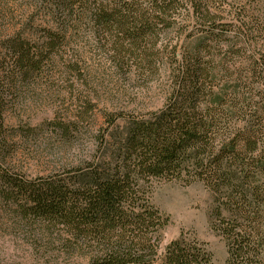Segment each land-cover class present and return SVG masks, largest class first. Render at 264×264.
<instances>
[{"label":"trees","instance_id":"trees-1","mask_svg":"<svg viewBox=\"0 0 264 264\" xmlns=\"http://www.w3.org/2000/svg\"><path fill=\"white\" fill-rule=\"evenodd\" d=\"M34 7L49 19L39 33L26 30L34 17L19 29L0 17V202L85 264H214L196 238L180 235L161 250L168 219L151 201L154 180L201 182L225 264H264V16L242 8L222 24V0H34ZM184 18L195 19L190 31ZM174 26L176 41L169 35L159 46L156 28ZM86 31L119 69L167 68V95L153 112L104 114L106 131L89 160L28 179L12 159L18 141L39 137L37 128L8 121L49 80L65 35L71 44ZM76 61L80 55L75 70ZM88 105L78 121L56 116L39 128L67 145Z\"/></svg>","mask_w":264,"mask_h":264},{"label":"rangeland","instance_id":"rangeland-1","mask_svg":"<svg viewBox=\"0 0 264 264\" xmlns=\"http://www.w3.org/2000/svg\"><path fill=\"white\" fill-rule=\"evenodd\" d=\"M222 4L224 11L218 15L222 24L233 23L234 12L242 8L255 18L258 14L264 16V0H222ZM4 14L9 18L4 20L5 26L11 29L21 28L34 17L37 23L26 30L38 33L41 28L37 25L49 20L45 9L34 7V0H0V17ZM182 24L187 32L196 23L194 18H184ZM156 29L154 40L159 46L163 38L170 35L171 42H175L179 36L176 26ZM68 34L55 58L56 66L49 80L38 82L40 84L18 105L17 112L8 121L10 127L29 124L37 128L39 137L26 144L18 141V151L12 159V165L28 179L59 170L65 163L74 166L80 159L89 160L95 154L97 134L106 131L104 114L156 111L162 107L168 92L169 71L164 66L159 70L148 68L143 74L139 70L141 67L134 63L129 64V69H119L99 49L92 33L81 32L77 42L68 41L71 44L65 43ZM79 55L81 62L76 61L79 69L75 70L71 64ZM86 102L91 112L83 119L80 132L71 143L64 145L39 128L56 116L78 121L76 115ZM107 131L112 132V129ZM151 201L168 219L161 234V250L183 235L204 243L214 264H225L226 244L210 227L212 195L203 183L154 180ZM53 238L41 224L19 218L13 208L0 202V264H85L86 259L66 252L59 243L53 242Z\"/></svg>","mask_w":264,"mask_h":264}]
</instances>
